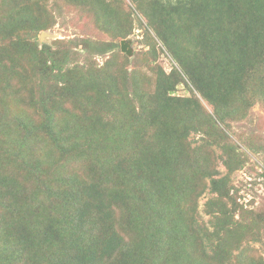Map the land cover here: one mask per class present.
<instances>
[{
    "label": "trees",
    "instance_id": "trees-1",
    "mask_svg": "<svg viewBox=\"0 0 264 264\" xmlns=\"http://www.w3.org/2000/svg\"><path fill=\"white\" fill-rule=\"evenodd\" d=\"M48 1H0V264H227L231 247L258 235L234 220L229 175L246 158L225 130L264 102V0H130L131 13L118 0H62L113 37L143 17L148 55L158 40L174 62L153 76L116 73L114 54L70 67L39 48ZM181 84L190 97L175 95ZM192 133L221 150L224 176ZM206 190L211 232L196 218Z\"/></svg>",
    "mask_w": 264,
    "mask_h": 264
},
{
    "label": "rangeland",
    "instance_id": "rangeland-1",
    "mask_svg": "<svg viewBox=\"0 0 264 264\" xmlns=\"http://www.w3.org/2000/svg\"><path fill=\"white\" fill-rule=\"evenodd\" d=\"M105 1L111 2L115 0ZM118 1L124 11L130 12L134 10L130 0ZM47 4L53 24L49 29L36 34L31 41L38 44L39 48L44 45L48 46L50 51L58 55V59L67 54L70 67H72L73 63L84 68L101 67L113 54L118 59L116 58L111 68H114L115 72L120 75L125 70L136 69L142 74L153 76L149 68H163L168 73L174 65L172 58L158 40L155 55L153 57L148 55L147 51L150 47L145 44L144 32L140 26L139 19L144 25L146 21L137 13L131 14V33L126 37H113L105 28L96 23L92 11L84 8V6L80 4L78 5L79 7L70 5L62 0H49ZM42 33H44V38L40 40ZM122 41L126 42V49L131 51L130 56L121 52L120 43ZM110 42L114 44L112 50L103 55H97V48L102 46V44ZM123 55L127 57V63L123 62ZM175 90L176 96H191V93L186 90L183 84L177 86ZM193 93L200 99V104L204 110L211 114L212 106L201 99L196 92L193 91ZM247 112L242 120L227 121L230 126V129H227V131L223 125L221 127L246 158L245 164L229 175L230 184L234 188L232 190L233 197L241 214V218L239 217L240 214L235 215L234 220L247 222L246 224L254 227L253 230L258 235L255 236L248 232L251 235H246L247 237L241 239L239 244L231 247L230 254L228 255L229 262L227 264H264V169L262 165L264 153H254L246 147L248 145L246 140H250L257 148H264V102L261 100L254 102ZM201 139H203L204 147L215 155V160L213 161V168L217 172L215 176H224L226 168L221 158H219L221 150L215 145L210 144L207 136L192 133L187 138V141H190L191 147H194L201 143ZM213 196L206 190L197 201L196 218L199 223L205 224L209 232L213 228L209 224L211 217L206 213V202ZM227 236V241L236 240V237L233 238L234 234L228 233ZM205 242L207 243L206 245L210 243ZM207 253H210V250Z\"/></svg>",
    "mask_w": 264,
    "mask_h": 264
},
{
    "label": "water",
    "instance_id": "water-1",
    "mask_svg": "<svg viewBox=\"0 0 264 264\" xmlns=\"http://www.w3.org/2000/svg\"><path fill=\"white\" fill-rule=\"evenodd\" d=\"M43 35H44V33H42L41 34V36H40V40H43ZM126 42L125 41H122L121 43H120V50H121V52H123V53H125L126 55H131V51L129 50V49H126V44H125Z\"/></svg>",
    "mask_w": 264,
    "mask_h": 264
}]
</instances>
